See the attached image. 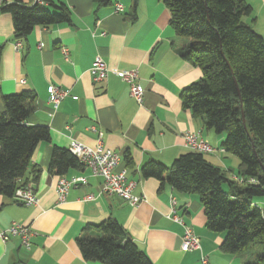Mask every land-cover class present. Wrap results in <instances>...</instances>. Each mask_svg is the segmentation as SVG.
I'll return each instance as SVG.
<instances>
[{"label":"crops","instance_id":"1","mask_svg":"<svg viewBox=\"0 0 264 264\" xmlns=\"http://www.w3.org/2000/svg\"><path fill=\"white\" fill-rule=\"evenodd\" d=\"M10 3L16 0H2ZM30 3L32 0H22ZM71 9V23L36 26L17 47L13 17L0 10V89L3 93L34 90L36 108L31 124L48 125L50 141L38 143L32 163L41 168L38 180L25 178L40 197L37 205H26L14 197L0 195V233L13 222L30 225L35 232L30 248L18 237L4 241L0 235V264H103L86 260L76 238L83 226L109 217L123 224L129 236L146 252L153 264H245L240 253L221 250L226 232L206 225L204 206L197 194L179 192L168 182L162 190L157 178H143L141 166L149 159L166 165L181 154L192 151L185 135L201 131L214 147L205 157L236 179L240 159L225 151V133L209 129L201 117L182 104L181 92L203 75L199 66L183 58L188 39L176 34L170 24L171 12L164 0H139L137 19H131L132 0H114L97 9L93 0H53ZM120 1L124 10L115 11ZM253 11L244 17L264 37V0H246ZM69 50V60L63 48ZM97 55L107 62L108 76L95 82L90 67ZM138 68L144 88V102L138 104L127 82L115 71ZM52 84L69 94L55 108L49 101ZM97 125L103 131L105 146L122 158L129 150L133 165L126 166L128 177L136 181L135 194L144 195L138 205L114 194L102 193L104 180L92 175L86 166L71 167L68 178L84 175L87 183L73 185L65 201L58 203L59 175L49 170L54 146L69 147L72 139L96 145ZM227 188V186H226ZM92 199H86L88 196ZM177 212L199 236L201 250L182 249L184 224L170 217L171 197ZM264 206V200H256Z\"/></svg>","mask_w":264,"mask_h":264},{"label":"trees","instance_id":"2","mask_svg":"<svg viewBox=\"0 0 264 264\" xmlns=\"http://www.w3.org/2000/svg\"><path fill=\"white\" fill-rule=\"evenodd\" d=\"M93 1L97 9L114 2ZM138 1L132 0L134 21ZM164 2L176 34L188 39L181 55L203 72L199 80L183 88L182 104L195 117H201L209 129L226 133L222 147L239 157V180L229 178L203 152L194 150L179 155L171 165L151 158L141 166V176L160 180L161 190L168 182L179 192L197 194L205 209L207 227L226 232L221 250L240 253L245 264H264V212L256 202L258 197L264 200V37L244 19L253 8L246 0ZM0 10L12 15L18 40L27 38L38 25L72 21L70 7L53 0H16ZM3 48L1 44L0 61ZM36 96L30 89L14 93L0 89V101L5 106L0 110V195L12 197L17 187L26 186L30 182L25 178L27 171L32 173V180H38L41 174L32 156L38 143L50 141L51 134L48 125L29 122ZM122 165H133L129 150ZM82 166L68 147L54 146L50 172L62 175L71 167ZM76 241L86 260L153 264L113 217L86 224ZM252 245H259L263 252L250 258L244 251Z\"/></svg>","mask_w":264,"mask_h":264},{"label":"built area","instance_id":"3","mask_svg":"<svg viewBox=\"0 0 264 264\" xmlns=\"http://www.w3.org/2000/svg\"><path fill=\"white\" fill-rule=\"evenodd\" d=\"M40 1V0H34ZM43 3V1H41ZM5 3L0 0V8ZM115 11L120 12L124 10V5L120 1L114 3ZM17 47L22 45V41H17ZM66 58L69 60V50L67 47L63 48ZM116 74L125 82L128 83L131 96L140 105L144 102V88L139 80L138 68L117 70ZM90 74L95 82L104 80L109 74V67L107 62L97 55L90 67ZM69 94L68 89L52 84L49 87V101L57 108L62 100ZM90 129L98 132L99 136L96 145L92 146L80 140L72 139L69 144V150L77 156L78 160L86 167H88L94 176H100L104 180L102 193L114 194L129 201L132 205H138L144 199V195H138L134 192L136 181L130 179L127 174V167L122 165L123 158L114 149L105 146L103 141V131L97 125H91ZM186 145L194 151L203 153L214 152V147L202 136L201 131H191L185 135ZM239 180V177L237 178ZM88 179L84 175H74L68 178L65 174L59 175L57 180V200L58 203L65 201L70 188L73 185L87 183ZM12 197L17 201L26 205H37L40 197L35 189L28 183L26 186H19L15 189ZM94 196H88L86 199H92ZM170 217L175 221L184 224V234L182 238V249L186 251L201 250L202 244L199 236L194 232L193 228L184 222L183 216L177 212L176 198L171 197V214ZM35 232L30 225L13 222L6 229L2 230L0 235L4 241L18 237L21 243L30 248L32 245V237ZM201 261L203 264H209V258L202 253Z\"/></svg>","mask_w":264,"mask_h":264},{"label":"rangeland","instance_id":"4","mask_svg":"<svg viewBox=\"0 0 264 264\" xmlns=\"http://www.w3.org/2000/svg\"><path fill=\"white\" fill-rule=\"evenodd\" d=\"M226 136V133H225ZM206 155H208L206 153ZM224 187L226 188V184L224 185ZM258 200H261L260 197H258ZM263 212H264V206H263ZM263 249L259 246V245H252L249 250H245L244 253L247 254V256H250V258H252L253 256H255V254H259L262 253ZM252 253H254V255H252Z\"/></svg>","mask_w":264,"mask_h":264},{"label":"water","instance_id":"5","mask_svg":"<svg viewBox=\"0 0 264 264\" xmlns=\"http://www.w3.org/2000/svg\"><path fill=\"white\" fill-rule=\"evenodd\" d=\"M0 110L4 111L5 110V106L3 105V103L0 101Z\"/></svg>","mask_w":264,"mask_h":264}]
</instances>
